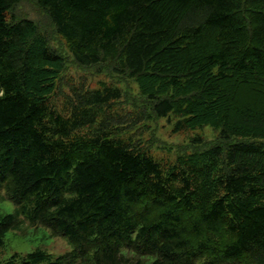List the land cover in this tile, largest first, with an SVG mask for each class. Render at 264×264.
I'll return each instance as SVG.
<instances>
[{"label":"trees","instance_id":"16d2710c","mask_svg":"<svg viewBox=\"0 0 264 264\" xmlns=\"http://www.w3.org/2000/svg\"><path fill=\"white\" fill-rule=\"evenodd\" d=\"M18 1L0 0V189L15 204L0 245L27 220L71 249L0 264H264V0H36L76 63L114 61L173 131H218L169 162L119 136L116 84L80 81L55 106L63 55L33 19L8 20Z\"/></svg>","mask_w":264,"mask_h":264},{"label":"rangeland","instance_id":"374dc122","mask_svg":"<svg viewBox=\"0 0 264 264\" xmlns=\"http://www.w3.org/2000/svg\"><path fill=\"white\" fill-rule=\"evenodd\" d=\"M22 17L33 19L38 31L45 34L48 44L63 55L62 68L59 71L57 88L51 100L55 106L66 112L70 87L84 81L91 87L105 84H116L122 89V96L105 108L115 112H126L130 122L124 128L117 130L119 136L130 137L144 145L148 151L160 161H172L178 152H188L192 149H201L217 136L218 131L210 125L194 129L173 131L171 124L174 118L170 116H156L149 109V103L140 93L139 86L132 76L116 72L112 69L114 61L102 60L90 65H80L73 59L65 39L56 31L48 14L37 4L36 0H19L7 11L8 20ZM85 84V85H86ZM133 118H132V117ZM195 134L201 136V143H193ZM3 195V196H2ZM15 204L0 189V213L10 212ZM40 247L49 253V257L71 249V243L60 234H53L50 228L37 223L31 224L24 220L18 228L8 229L0 245V259L7 258L13 252L26 253ZM125 255L132 258L133 254L124 250ZM150 257L142 255L140 259ZM133 260L135 258H132ZM143 262V260H142ZM36 264V263H34ZM195 264H203L200 260ZM229 264V263H217Z\"/></svg>","mask_w":264,"mask_h":264},{"label":"clouds","instance_id":"9594fccd","mask_svg":"<svg viewBox=\"0 0 264 264\" xmlns=\"http://www.w3.org/2000/svg\"><path fill=\"white\" fill-rule=\"evenodd\" d=\"M3 95V92L2 91H0V96H2Z\"/></svg>","mask_w":264,"mask_h":264}]
</instances>
